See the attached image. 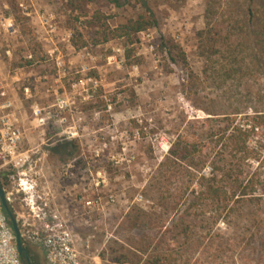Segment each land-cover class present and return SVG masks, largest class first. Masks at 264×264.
Here are the masks:
<instances>
[{
    "label": "rangeland",
    "instance_id": "rangeland-1",
    "mask_svg": "<svg viewBox=\"0 0 264 264\" xmlns=\"http://www.w3.org/2000/svg\"><path fill=\"white\" fill-rule=\"evenodd\" d=\"M5 1L4 15L18 27L6 58L12 75L25 78L18 90L28 100L25 107L36 90L28 81L31 70L41 86L32 103L40 113L26 114L22 124L25 163L0 168V186L12 193L10 212L26 214L21 201L33 193V183L35 192H53L72 226L82 264H264V192L234 198L232 212L198 196L201 175L210 178L224 161L237 164L220 144L208 149L213 124L206 120L264 122V72L222 81L214 58H208L212 48L202 34L206 8L215 3L212 26L225 0H146L157 29L131 42L98 46L92 43L96 29L88 24L92 13L100 11L115 28L144 13L137 0ZM234 2L245 8L246 0ZM74 30L87 40L86 49L72 47ZM34 53L37 59L28 65L27 56ZM109 57H114L110 63ZM82 76L98 81L94 101H83L81 90L72 88ZM60 97L69 101L62 113L54 106ZM58 114L67 118L63 126ZM262 124L249 142L253 148L264 142ZM177 136L203 147L200 173L188 174L185 164L161 167ZM259 154L244 171L258 190L264 188V149ZM20 180L27 190L19 189ZM94 201L99 206H86ZM25 248L34 264H46L38 248Z\"/></svg>",
    "mask_w": 264,
    "mask_h": 264
},
{
    "label": "trees",
    "instance_id": "trees-1",
    "mask_svg": "<svg viewBox=\"0 0 264 264\" xmlns=\"http://www.w3.org/2000/svg\"><path fill=\"white\" fill-rule=\"evenodd\" d=\"M137 1L144 9V13L115 28L109 27L104 14L94 11L88 22L96 29L92 40L93 45L98 46L113 40L131 42L132 37L157 29V19L146 0ZM114 3L117 4L118 0ZM214 4L209 3V8H206L204 17L206 31L202 34L206 35L204 39L207 44H210L208 47L212 48L208 58L210 60L214 58L217 64L216 77L221 78L222 81H237L252 71L264 72V0H246L245 8L239 7L234 0H225L221 12H217L219 8H216L218 17L215 19V24L211 26L214 21L211 19L214 15L212 13ZM71 27L70 29L73 30L74 27ZM70 42L76 51L88 47L87 40L78 30H74ZM179 55L184 64V54L181 52ZM35 59L37 58L34 53V57L27 64L30 65ZM223 119L222 121L216 118L206 120L213 124L209 127L206 137L208 149L212 151L220 144L222 153L231 159H236L237 164L231 165V162L228 164L224 161L219 164L220 166L212 169L210 178L201 175L198 196L212 205H222L223 210L228 209V212H232L233 208L229 207V204L234 198L242 200L254 195L257 191L264 192L263 187L258 190L253 181V175L250 177L249 172L244 174V171H247L245 163L259 157L260 151L264 149V142L259 143L255 148L249 143L264 122L235 125L230 118ZM256 119L262 120L263 116H258ZM221 122H228V124L218 125ZM205 162L206 156L199 143H189L182 136H177L161 167L168 170L172 165L185 164L188 174L190 170L200 173ZM26 256L34 264L33 255L28 248H26V254L20 257L23 264H25Z\"/></svg>",
    "mask_w": 264,
    "mask_h": 264
},
{
    "label": "built area",
    "instance_id": "built-area-1",
    "mask_svg": "<svg viewBox=\"0 0 264 264\" xmlns=\"http://www.w3.org/2000/svg\"><path fill=\"white\" fill-rule=\"evenodd\" d=\"M11 27V25H7L6 29L10 31ZM6 55L9 56L8 51ZM112 59L114 57L107 58L108 63ZM86 71L87 67L82 65L80 73L83 74ZM72 88L81 90L80 95H82L83 101H94L99 84L95 78L82 76L72 84ZM26 92L27 89H25ZM54 106L62 113L68 109L69 101L65 97H60L56 99ZM13 108L14 104L8 95L5 83L0 79V168L20 167L25 163L20 150L26 132L17 114L13 113ZM39 113V110L35 108L32 114L33 118H37ZM58 118V123L61 126L67 121L65 114H58ZM41 123H43V119H41ZM61 133L72 136L68 130L62 129V127ZM21 182L20 180L18 187L22 191ZM35 187L37 184L33 183V187H31L33 193L21 201V208H25L26 214L25 212H22L21 215L15 214L23 244L38 248L43 254L46 264H82L80 253L76 248V239L72 233V226L64 218V211L58 206L56 196L49 190L35 192ZM6 194L10 204L12 193L6 192ZM110 201L113 202V199ZM86 206L96 208L99 206V202H87ZM0 264H23L16 250L15 237L8 217L1 204Z\"/></svg>",
    "mask_w": 264,
    "mask_h": 264
},
{
    "label": "crops",
    "instance_id": "crops-1",
    "mask_svg": "<svg viewBox=\"0 0 264 264\" xmlns=\"http://www.w3.org/2000/svg\"><path fill=\"white\" fill-rule=\"evenodd\" d=\"M20 7H22L21 4H19ZM8 7H10L8 5ZM7 8V4L5 0H0V79L4 81L5 86L7 88V92L9 97L11 98L13 104H14V108H13V113L17 114V117L19 119V121L23 124L25 123V115L26 114H31V118L33 117V107L32 103L33 102H37L38 99V91H39V78L37 77V74L34 73L31 70L30 72V78L28 81H30V86H34L36 90L34 91V93H30V106L29 108L25 107V103H28L26 101V98H24V96H21L19 93V88L22 84H24L25 78H23V74L18 73V74H14L12 75L11 72V67H10V63H9V59L7 60L6 57H8L6 55V52H9V56H11V49L9 48V42L11 44H13V39H15L18 35V27L17 25L14 23V21L10 18H7L4 15V9ZM27 16L31 15V12L26 13ZM39 20V18H38ZM7 25H11V30L8 31L6 29ZM3 48V49H2ZM31 57V59L28 60H32V56L31 54H28L27 58ZM32 64V63H31ZM31 79V80H30ZM23 81V82H21ZM49 92V91H48ZM25 101V103H24ZM32 123V122H31ZM60 207V206H59ZM61 208V207H60ZM43 255V254H42Z\"/></svg>",
    "mask_w": 264,
    "mask_h": 264
},
{
    "label": "water",
    "instance_id": "water-1",
    "mask_svg": "<svg viewBox=\"0 0 264 264\" xmlns=\"http://www.w3.org/2000/svg\"><path fill=\"white\" fill-rule=\"evenodd\" d=\"M7 197L8 195L6 194L5 190L0 186V204L4 213L8 217L11 229L15 237L16 250L18 256L21 257L24 254H26V248L21 239V233L17 224V218L9 210V206H8L9 203ZM24 261L25 264H32L29 257L27 256L24 258Z\"/></svg>",
    "mask_w": 264,
    "mask_h": 264
},
{
    "label": "bare ground",
    "instance_id": "bare-ground-1",
    "mask_svg": "<svg viewBox=\"0 0 264 264\" xmlns=\"http://www.w3.org/2000/svg\"><path fill=\"white\" fill-rule=\"evenodd\" d=\"M21 186H23L24 189L27 190V183L25 181H22L21 182Z\"/></svg>",
    "mask_w": 264,
    "mask_h": 264
}]
</instances>
